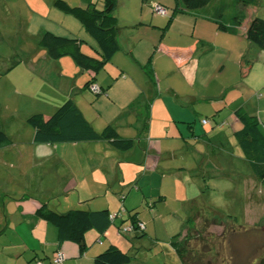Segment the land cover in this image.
Masks as SVG:
<instances>
[{
	"label": "crops",
	"instance_id": "0c3cea01",
	"mask_svg": "<svg viewBox=\"0 0 264 264\" xmlns=\"http://www.w3.org/2000/svg\"><path fill=\"white\" fill-rule=\"evenodd\" d=\"M53 1L0 0V128L9 139L0 148V264H51L57 252L63 264H93L110 245L128 253L129 264H142L137 258L146 256L140 251L148 224L145 237L132 241L133 234L119 236L117 230L128 212H138V203L149 205L147 196H155V189L158 195L149 207L163 201L159 186L186 166L200 174L209 169L214 185L224 170H236L245 213L256 207L258 215L252 216L260 211L264 217V197L258 195L264 187L234 144V133L241 129L234 115L239 108L256 116L264 133V50L246 39L248 23L259 11L241 10L231 0H213L196 15H172L175 0H140L137 13L122 6V15H115L120 50L94 76L104 92L94 96L85 87L89 72L69 57L50 60L38 45L40 35L50 32L78 38L84 53L97 55L80 23ZM63 1L85 7L92 0ZM155 4L166 5L170 14L154 16ZM94 5L100 9L102 4ZM239 10L244 18L234 25ZM217 16L227 31L217 29ZM13 57L17 64L7 69ZM69 99L96 132L110 125L121 138L133 140L132 148L118 151L104 141L36 143L26 119L48 117ZM132 185L137 193H130ZM41 204L57 213L125 214L103 233L87 232L80 253L35 216ZM137 219L143 223L139 212Z\"/></svg>",
	"mask_w": 264,
	"mask_h": 264
},
{
	"label": "trees",
	"instance_id": "16d2710c",
	"mask_svg": "<svg viewBox=\"0 0 264 264\" xmlns=\"http://www.w3.org/2000/svg\"><path fill=\"white\" fill-rule=\"evenodd\" d=\"M94 1L92 0L85 7L70 6L63 0H54L53 5L60 12L73 17L80 23L83 30L96 45V56L83 53L81 50L82 41L78 38L62 37L50 32H44L38 40V45L46 51L47 57L50 60L69 57L77 67L89 72L92 77L85 84L88 90L91 85H96L93 82L94 76L102 71L112 56L120 50L117 41V19L114 15L116 0H100L102 4L100 9L95 7ZM212 1L175 0L176 5L172 10V15L176 13H191L196 15L198 11L209 5ZM231 1L235 7L241 10L248 8L254 13L259 0ZM164 8L166 9V7ZM241 10L234 14V25H240L244 18ZM219 17L217 16L213 22L217 25L218 30L227 31L229 28H226L219 22ZM246 39L255 44L259 49L264 50V19L256 16V14L251 17L248 23ZM16 61V57L9 59L6 62L7 69L14 67L17 64ZM145 70L147 76L150 78L148 67ZM97 87L100 89L99 94L89 91L94 96L103 95V90L99 86ZM234 115L241 125V129L234 133L236 144L241 151L242 158L249 164L254 179L264 186V133L261 130L260 121L256 116L248 114L242 108L237 109ZM26 123L33 129V139L38 144L57 145L104 141L118 151H128L133 146V140L121 138L110 125L105 126L100 132H96L70 99L63 102L50 116L44 117L41 114H33L26 119ZM144 124H147V119ZM7 144H9V139L0 128V148ZM198 212L203 217V222L206 223L205 228L210 226L223 227L222 236L225 235L227 228L225 225L219 224L222 221L221 219L237 228L241 227L237 224L234 216H221L210 208H200ZM128 213V222L133 227V230L123 234L120 233V227L117 230V234L119 236L133 234L131 238H128L131 241L144 238V229L140 230L138 228V224L142 223L137 219L138 212L130 211ZM109 215L107 210L86 211L82 209H72L65 213H57L46 204H41L35 210V216L38 219L55 227L59 241L75 244L80 253L85 250V234L87 232L94 229L103 233L113 224L112 221H109ZM259 222H255L252 226L256 227L255 225L261 224ZM187 227H189V231ZM231 229L236 232V229ZM204 230V228H193L192 218L188 217L183 232L171 238L170 245L179 260V264H211L210 261L204 263L201 257L203 255L201 254L202 252L210 254L214 249L213 244H209V241L206 239L204 241ZM196 243H198V248L193 246ZM223 244L224 240H222ZM201 246L202 249L200 250ZM130 261L131 256L128 253L114 245H110L94 258L93 264H129ZM256 264H264V260Z\"/></svg>",
	"mask_w": 264,
	"mask_h": 264
},
{
	"label": "rangeland",
	"instance_id": "374dc122",
	"mask_svg": "<svg viewBox=\"0 0 264 264\" xmlns=\"http://www.w3.org/2000/svg\"><path fill=\"white\" fill-rule=\"evenodd\" d=\"M139 4H142L140 0H118L119 9L115 10L114 15L118 12L122 15V6L124 5L129 8V12L136 11L137 13ZM163 7H166L167 14H170L168 7L166 5ZM255 11H259L258 17L264 16V0L258 1ZM205 163L206 161L203 164ZM203 170L202 168L201 171ZM207 170L208 173H204V177V174H200L198 168L192 169L186 166L185 169L179 171L180 174H171L159 186L161 195H164L163 201L156 202L154 207H149L152 201L157 198L155 197L158 195L156 193L157 189H155L153 191L155 196L152 198L147 196L149 197L147 199L149 205L146 206L144 202L137 204L139 217L143 219L144 225L148 224V227L146 226L148 228L147 237H145L146 239L143 243L145 247H142L140 251L146 256L137 258L142 264H178V260L170 245V240L173 236L183 232L188 217L192 218L193 228L205 229L203 234L204 241L206 239L209 244L214 246L213 252H210V254L208 252L201 253L203 255L200 256L204 263L210 261L211 264H256L264 260V217L261 216L263 214L260 211L259 216H252L254 213L258 215L256 207L252 208L250 214L245 213V204L242 199L243 185L235 183L238 178L237 171L227 168L214 185L212 176L209 174L210 170ZM10 176L11 178H16V176ZM213 186L216 187L214 188ZM198 187L200 191L198 190L197 192ZM136 188V185H132L130 193L133 191L137 193ZM153 188L157 187L153 186ZM144 190L146 192L150 191L145 189V187ZM193 191H196V195L193 194ZM138 194L140 197V193ZM258 195L261 198L264 197L263 193H258ZM195 197L197 198L195 199ZM260 202L264 204V198L260 199ZM200 208H210L221 216H234L237 224L241 227L237 228L221 219L222 221L219 224L225 225L227 228L225 235L222 236L223 227L210 226L205 228L206 223L203 222V217L198 212ZM120 212H123L121 216L125 214L123 210ZM258 221L261 224L255 225L256 227L252 226ZM116 222H119V220L117 219ZM123 225H129L128 220L124 221ZM231 228L233 230L236 229V232L232 231ZM188 229L189 227H187ZM222 240H224L223 245ZM151 242L155 243L154 247L151 246ZM193 246L199 247L198 243Z\"/></svg>",
	"mask_w": 264,
	"mask_h": 264
},
{
	"label": "built area",
	"instance_id": "2783aa9c",
	"mask_svg": "<svg viewBox=\"0 0 264 264\" xmlns=\"http://www.w3.org/2000/svg\"><path fill=\"white\" fill-rule=\"evenodd\" d=\"M152 12L153 14H155L156 16H160V17H164L167 15V10L159 5V4H155L152 6ZM89 90L94 93V94H99L100 93V89L96 86V85H91L89 87ZM207 121L206 120H202V124H206ZM121 216V213H115V214H110L109 215V221H114L115 219L119 218ZM138 228L140 230L144 229V225L142 223L138 224ZM133 230V227L131 225H127V226H123L120 228V233H128L131 232ZM64 261V257L60 252H57L54 257L51 260V264H63Z\"/></svg>",
	"mask_w": 264,
	"mask_h": 264
},
{
	"label": "bare ground",
	"instance_id": "6f19581e",
	"mask_svg": "<svg viewBox=\"0 0 264 264\" xmlns=\"http://www.w3.org/2000/svg\"><path fill=\"white\" fill-rule=\"evenodd\" d=\"M203 120H205V119H203ZM207 121V120H206ZM119 212H120V210H119ZM122 213V212H121ZM120 218H121V216H120ZM116 220V219H115ZM120 220V219H119ZM233 220V219H232ZM121 221V220H120ZM232 223H234V222H232ZM119 229V228H118Z\"/></svg>",
	"mask_w": 264,
	"mask_h": 264
}]
</instances>
